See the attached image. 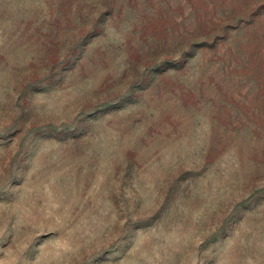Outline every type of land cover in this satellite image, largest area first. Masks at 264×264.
Returning a JSON list of instances; mask_svg holds the SVG:
<instances>
[{"label":"rangeland","instance_id":"374dc122","mask_svg":"<svg viewBox=\"0 0 264 264\" xmlns=\"http://www.w3.org/2000/svg\"><path fill=\"white\" fill-rule=\"evenodd\" d=\"M0 264H264V0H0Z\"/></svg>","mask_w":264,"mask_h":264}]
</instances>
